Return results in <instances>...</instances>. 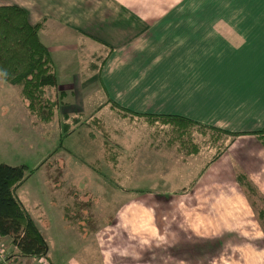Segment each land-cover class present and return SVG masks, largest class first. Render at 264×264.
<instances>
[{"label":"crops","instance_id":"1","mask_svg":"<svg viewBox=\"0 0 264 264\" xmlns=\"http://www.w3.org/2000/svg\"><path fill=\"white\" fill-rule=\"evenodd\" d=\"M3 6L21 8L28 23L38 26L39 40L55 67L57 90L65 93L66 106L59 109L60 116L64 112L90 114L86 117L90 123L94 118L100 120L97 116L100 110L108 109L111 116L121 121L144 122L143 118L121 117L111 109L113 104L134 115L178 116L203 128L239 134L213 164L206 167L208 160L199 169L195 159L201 153L199 149L187 154L178 145L174 150L142 146L130 161L122 154L117 158L114 155L111 162L115 165L111 168L120 174L121 180L127 181L125 173H130L129 179H135V185L126 190L135 195L149 185L151 192L156 193L215 194L224 180H231L234 184L231 189L233 192L236 189L243 201L234 210L237 217L246 214L248 207L253 221L260 227L262 222L264 227V215L259 222L235 180L237 172L242 173L264 202V145L250 135L264 128V0H0V7ZM0 98L3 100L0 131L8 132V139H14L16 124L29 126L32 117L23 104L20 89L9 87L1 75ZM99 125L95 126L100 129ZM175 142L148 145L172 148ZM192 143L197 145L194 140ZM99 144L97 149L103 153V144ZM113 147H108L111 153L117 151V144ZM61 151H54V158ZM70 155L61 154L68 159ZM110 158L111 155L109 161ZM67 169L63 165L61 177L66 178ZM118 186L114 189L118 190ZM71 191L64 189L62 195L77 193ZM67 198L52 210L69 238L85 242L78 229L74 233L68 217L70 211H79V205H72V198ZM125 200L115 206L110 227L122 225L118 216L132 203ZM199 209L195 204L189 208L194 213ZM27 212L35 223L34 216ZM247 216L251 221L250 214ZM202 220L204 217H199L195 222L203 225ZM155 222L160 226L158 218ZM95 225L99 228L93 231L92 248H95L93 237L97 239L101 231L110 232L108 225L97 222ZM40 233L48 247V241ZM248 239L233 247L237 255L234 257L240 262L227 264H264V245L249 244L252 239L258 242L264 238L251 235ZM4 242L10 243V239L0 237V244ZM185 242L189 241H182L183 251L171 254V264H208L207 252L190 253L192 248ZM87 250L88 262L70 259L67 264H145L144 260L130 263L124 254V259L115 253L91 256L93 252L90 255V249ZM192 254L195 256L190 257ZM47 260L50 264H66L53 259L49 247Z\"/></svg>","mask_w":264,"mask_h":264},{"label":"rangeland","instance_id":"2","mask_svg":"<svg viewBox=\"0 0 264 264\" xmlns=\"http://www.w3.org/2000/svg\"><path fill=\"white\" fill-rule=\"evenodd\" d=\"M2 101L0 98V106ZM65 101L72 103L71 100L65 99ZM100 111L97 115L100 116L98 117L100 120L94 118L100 124V129L94 124L84 126V123H80L63 138L59 136L61 129L59 131L58 126L61 123V116L58 112L47 126L35 121L34 117L30 120L29 126L17 123L14 139H8V132L0 131V164L26 168L25 181L16 190V195L34 216L38 229L48 241L49 254L53 259L66 264L70 259L85 263L89 261L86 252L90 249L88 253L91 255L93 252L91 256L101 252L115 253L120 258L127 257L130 263L144 260L145 264H171V254L183 251L182 241L188 240L189 242H185V245L192 248L190 253L207 252L208 256L205 259L207 258L208 264H227L234 260L235 263L240 262L234 257L237 255L233 247L241 246L243 241L249 240L248 236L258 235L264 238V227H260L253 221L247 206L249 211L245 209L246 214L241 213L237 217L234 210L239 206L237 203L241 205L243 201L237 190L234 189L233 192L231 189L234 185L231 180H224V185L215 194L204 191V194L189 196L171 194L168 186H164L168 193H156L151 192L153 189L149 185L141 188V194H131V191L126 189L135 185V179H129L130 173H125L127 181L121 180L120 174L111 168L113 164L108 157L113 154L117 158L122 154L127 158L126 160L130 161L140 148L174 150L179 142L172 138L173 134L168 127L161 128L158 125L150 127L139 120L121 121L118 117L111 116L108 109ZM69 116V122H71L74 114L70 113ZM194 132H192L194 142L201 152L198 158H195L199 169L204 167L216 149L209 138L210 133ZM160 141L176 142L172 148L148 145L152 142H155V145H161ZM99 142L103 144V153L97 149V144L100 149ZM224 142H227V139H224ZM116 144L117 151L111 153L108 147L114 149L113 146ZM61 149L62 151L54 158L56 152H53ZM66 151L72 155H70L71 159L61 156L66 154ZM145 151L149 149L145 148ZM63 165L68 168L66 178L61 177ZM204 171L205 169L202 173ZM71 175L73 178H70ZM114 186H118V190H115ZM64 189H73L71 193L76 191L77 193L69 196L62 195ZM64 197L72 198V205L76 203L79 205V211H70L68 217L75 234L78 229L83 237L86 235L89 237L83 238L80 235L85 242H79L76 237L69 238L63 227L59 226L57 213L52 209L53 206L63 204ZM124 198L126 200L123 202L132 203L126 208L125 213L118 216L122 225L110 227L114 220L113 210ZM186 203L187 207L184 208ZM194 204L200 206L195 213L189 210ZM201 205L207 211H204ZM169 207L171 209H168ZM247 214L252 217L251 221ZM199 217H204L203 225L195 222V219ZM155 218L159 219L160 226L156 224ZM96 222L108 225L110 232L101 231L97 236L98 240L93 237L95 248H92L93 231L99 228L95 225ZM197 235L202 237H194ZM196 239L208 240L204 243L191 242ZM253 240H250V245H264L263 239L258 242ZM3 244L1 245L6 252L15 254L16 249L10 243ZM187 253H189L188 249ZM122 254L126 256L123 257ZM16 261L18 264H33L29 260L23 262L21 258H17ZM176 261L179 262L181 259Z\"/></svg>","mask_w":264,"mask_h":264},{"label":"trees","instance_id":"3","mask_svg":"<svg viewBox=\"0 0 264 264\" xmlns=\"http://www.w3.org/2000/svg\"><path fill=\"white\" fill-rule=\"evenodd\" d=\"M38 31V26H31L28 23L27 14L21 8L0 7V75L7 85L20 89V97L29 115L34 117L35 121L47 126L66 103L65 93L57 90L55 67L48 50L39 40ZM111 109L123 118H143L150 127L158 125L161 128H170L172 138L179 142V149L186 151L187 154L197 153L199 149L198 145L192 143L194 140L192 132L205 134V131H208L216 151L209 158L206 167L213 164L225 151L227 145L239 136V134L203 128L178 116H139L130 114L113 104ZM69 114L61 113L60 138L71 133L80 123L98 125L95 119L87 123L86 117L78 112L71 113L74 116L69 122ZM250 135L264 145V128ZM223 138L227 139L228 143H225ZM114 160L115 157L111 154L110 161ZM26 171L24 166L11 167L0 164V237L9 238L11 245L16 249L15 254L12 255L13 259H47V244L16 195V190L25 181ZM235 180L258 221L261 222L264 215L262 197L242 173L237 172Z\"/></svg>","mask_w":264,"mask_h":264},{"label":"built area","instance_id":"4","mask_svg":"<svg viewBox=\"0 0 264 264\" xmlns=\"http://www.w3.org/2000/svg\"><path fill=\"white\" fill-rule=\"evenodd\" d=\"M32 263L33 264H50L49 261L45 258L33 259ZM0 264H18L16 259L12 258V254H9L8 252H6L4 249V246L1 244H0Z\"/></svg>","mask_w":264,"mask_h":264}]
</instances>
